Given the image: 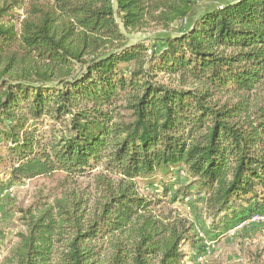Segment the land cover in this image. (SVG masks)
<instances>
[{
  "label": "trees",
  "instance_id": "16d2710c",
  "mask_svg": "<svg viewBox=\"0 0 264 264\" xmlns=\"http://www.w3.org/2000/svg\"><path fill=\"white\" fill-rule=\"evenodd\" d=\"M198 1L32 0L17 29L0 0V192L104 174L92 209H27L8 264H187L192 225L140 190L197 196L212 240L264 213V0Z\"/></svg>",
  "mask_w": 264,
  "mask_h": 264
},
{
  "label": "rangeland",
  "instance_id": "374dc122",
  "mask_svg": "<svg viewBox=\"0 0 264 264\" xmlns=\"http://www.w3.org/2000/svg\"><path fill=\"white\" fill-rule=\"evenodd\" d=\"M31 1L23 0V8L14 11L15 18L12 17V23L17 29L24 9ZM225 2L226 0H199L188 21L220 7ZM161 35L165 34L154 29L127 34L130 42L139 41L148 47L152 46L154 38ZM103 175L99 171H92L83 177L67 179L64 174L56 173L49 177L10 184L13 187V197L6 198L1 203L3 217L0 221V264H8L19 239L17 235L25 232L22 218L27 209L36 210L39 207L42 210L55 200L70 194L87 195L92 209L99 199L98 179ZM158 178L160 177L157 176ZM7 182L8 177L0 175V185ZM160 192V188L140 190L142 195L150 199H163L159 211L165 214L171 212L172 216L184 218L192 225L189 235L197 242L198 248L182 245L181 250L187 264H264V223H249L237 230L232 227L225 230L220 238L212 240L209 232L212 217L204 210L202 203L197 202V196L171 202L170 196L162 198ZM206 249L209 252L205 256Z\"/></svg>",
  "mask_w": 264,
  "mask_h": 264
},
{
  "label": "built area",
  "instance_id": "2783aa9c",
  "mask_svg": "<svg viewBox=\"0 0 264 264\" xmlns=\"http://www.w3.org/2000/svg\"><path fill=\"white\" fill-rule=\"evenodd\" d=\"M12 197H13V187H11V186L4 188L0 192V221L2 220V217H3L2 210H1V203L4 201V199L12 198ZM249 223H264V213L252 215L249 219L238 224L235 227V229L237 230V229L244 228V226H246ZM204 251H205L204 255L206 256L209 251H208V249H206Z\"/></svg>",
  "mask_w": 264,
  "mask_h": 264
}]
</instances>
